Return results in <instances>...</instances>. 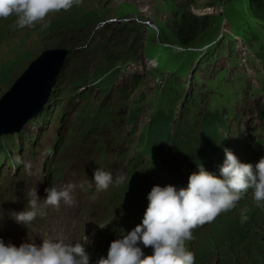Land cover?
Returning <instances> with one entry per match:
<instances>
[{"label":"rangeland","instance_id":"rangeland-1","mask_svg":"<svg viewBox=\"0 0 264 264\" xmlns=\"http://www.w3.org/2000/svg\"><path fill=\"white\" fill-rule=\"evenodd\" d=\"M249 5V0H82L68 11L50 13L44 22L22 28L19 34L0 41V88L3 95L8 92L45 52L68 53L55 83V98L61 97L65 88L72 89L69 81L77 83L73 101L79 103L82 116L71 125L78 115L71 100L65 127L71 125L75 132L66 135L52 159L51 152L46 154L52 178L63 179L64 152H70L81 168L97 160L111 163L118 151V135L125 148L117 157L123 162L127 178L138 173L139 188L149 182L151 188H187L194 169L183 164L186 157H191L192 162L187 164L196 172L202 164L208 172L216 168L210 173L222 178L225 138L230 145L232 142L231 152L232 148L246 152L254 139L264 136V59L260 61L257 56L259 48H264V24L250 14ZM185 11L211 18L195 43L187 47L170 38L174 19ZM42 23L49 26L42 28ZM161 32H168L171 46L155 40L154 34ZM115 70L118 72L114 77ZM108 74L103 83L101 79ZM158 108L171 128L164 130L160 120L154 121ZM247 108L252 112L251 123L245 135H238L236 131L244 126ZM174 122L179 124L178 133ZM181 125L187 127L183 130ZM213 132H217L218 139L215 150L200 141L203 133ZM220 146L223 151H219ZM175 147L183 152L178 157L173 152ZM159 150L163 151V159L155 160ZM199 155L211 156L214 162L207 165ZM168 162L175 166L168 168ZM120 193L121 189L114 190L95 207V216L105 214L107 222H113L117 211H122L121 222L129 223L134 216L126 203L116 200ZM14 201L7 212L19 203ZM260 208H264V202L257 207L253 195L249 196L245 214L252 220L250 228L255 230L253 244L241 250L242 246L232 241L231 250H219L227 236L215 234L201 243L206 236L205 231L201 232L189 250L195 254V264H264V215L252 217ZM243 210H235L232 217L240 221ZM85 226L96 241L111 230ZM215 241L220 245L215 246ZM92 245L95 248V243ZM143 251L147 256L153 254L149 248ZM237 252L241 253L238 258Z\"/></svg>","mask_w":264,"mask_h":264},{"label":"clouds","instance_id":"clouds-1","mask_svg":"<svg viewBox=\"0 0 264 264\" xmlns=\"http://www.w3.org/2000/svg\"><path fill=\"white\" fill-rule=\"evenodd\" d=\"M81 2L82 0H0V18L7 19L15 15L18 27H32L44 22L50 13L68 11ZM48 26V23H42V28ZM253 142L246 152L243 148L240 152L232 148L231 152V147L225 146L226 159L220 167L222 178L210 173L216 168H211L208 172L200 164L198 172L194 171L189 176L187 188L154 186L147 196L148 206L141 224L122 239H114L107 258L101 257L97 264H195V254L189 250L194 245L196 235L205 231L206 236L201 243L212 239L215 234L227 236L223 224L225 217L232 216L235 210L244 209L240 220L242 224L246 223L248 217L245 208L249 196L253 195L257 207L264 202V136H258ZM217 143L218 140H215V146ZM223 150L224 147L220 146L219 151ZM211 152L213 150L208 154ZM207 156L199 155L201 161L209 165V161L214 162V159ZM183 164L186 166L187 163ZM124 179L123 174L115 177V181L120 183ZM94 181L98 189L107 190L114 182V177L109 172L97 169ZM73 188V185L62 189L46 188L44 204L54 208H59L61 201L73 204ZM30 196L28 208L14 213L15 221L25 226L31 224L38 215L44 214L35 189ZM214 244L220 245L218 241ZM144 248L152 249L153 254L145 256ZM0 264H90V256L84 243L72 244L63 240L45 239L40 247L34 243H24L17 248L5 245L0 239Z\"/></svg>","mask_w":264,"mask_h":264},{"label":"trees","instance_id":"trees-1","mask_svg":"<svg viewBox=\"0 0 264 264\" xmlns=\"http://www.w3.org/2000/svg\"><path fill=\"white\" fill-rule=\"evenodd\" d=\"M249 3H250V5H249L250 14L252 16L256 17L254 19L258 23H260L261 25L264 24V0H249ZM249 12L247 13V15H248V17H251ZM210 21H211V18H209V17L199 18V17H196L195 15H192L190 12L185 11V12L181 13L179 17L174 19L172 26H171V29H170V38H171V40H174L175 44L181 45L183 47H187L189 45H192L195 43L196 36L198 34H200L201 32H203L207 28ZM39 30H40V27H39ZM33 32L34 33L36 32V28H33ZM154 38L156 41L160 42L161 44H169V45L172 44L171 42H169L170 38L168 36V32L167 33L161 32L159 34L156 33ZM252 38L256 41L258 40V39H256L257 37H255L254 35H252ZM249 40L251 41L252 39L250 38ZM257 56H258V59L260 61H262V59H264V48L263 47L259 48V53ZM37 64L41 65V63H39V62ZM117 72L118 71H115L114 76H116ZM101 77H99V79H101ZM108 77H109V74L104 77L105 79H101V81L107 80ZM263 77H264V75H263ZM14 85H16V84H14ZM13 89H15V87ZM13 89L11 90V93H12ZM2 95H3V90L0 88V97ZM13 97H15V96L12 95L9 98L7 96V99H9L8 101L12 102ZM3 100H4V98L0 101V104H2ZM0 107L2 108V106H0ZM6 108L7 107H5V109ZM1 111H2V109H1ZM154 117H155L154 121L160 120V123H162L164 130H165V127L169 128V126H170L169 122H168V120L164 119L166 117L160 108H158L156 110ZM171 119H172V116H171ZM173 124H174L173 128L175 127V129L177 130V133H178L179 132V129H178L179 124H176V122H174ZM170 128H171V126H170ZM181 128L183 129L182 125H181ZM215 135H216L215 132H213L212 134L203 133V136L200 139V141L203 140L205 142V144H207L213 150H215L216 149ZM197 143H199V141ZM173 152H174V154L177 153V155H176L177 157L180 156L179 153H183L182 151H178V147H175V150ZM156 154H157L156 157H159V156L161 157L163 155V151L159 150V151H157ZM170 166H173V165H170ZM262 215H264V208H260V210L256 209L255 213L253 214L252 217L254 219L257 217H261ZM251 223H252L251 219H248L246 223L242 224L241 220L238 221L237 219L233 218L232 216L225 217L223 220V224H224L225 232H227V238L225 240V244L220 245L218 247V249L222 250V248H227V250H231L232 245H233L232 241H237V243H239V245L242 246L241 250H242L243 246H248L250 244H253V241H254V239H253L254 233L253 232L255 230L253 228H250ZM236 249L239 250V248H236ZM242 253L244 255H246L244 252H242ZM236 256L238 258L239 256H241V253L237 252Z\"/></svg>","mask_w":264,"mask_h":264},{"label":"water","instance_id":"water-1","mask_svg":"<svg viewBox=\"0 0 264 264\" xmlns=\"http://www.w3.org/2000/svg\"><path fill=\"white\" fill-rule=\"evenodd\" d=\"M67 54L68 53L66 51L59 52L53 50V51L45 52L43 56L38 59L39 61L36 60V62H34L31 65V67L28 68L27 71L22 73L19 80L16 81L15 83L16 85L13 86V88L15 87V89L19 91V94L14 95L15 97H13L12 102H9L8 101L9 99L7 100V104L5 105V107H7V105L9 106L6 109L4 106L3 108L0 107V112H3L0 115V123L1 121L4 122L5 120L9 119V117H14L11 126H9L8 128L9 131H11L10 130L11 128H13V130L21 129V126L25 123L24 118L27 119L30 116L35 115L36 112L42 108L44 103L47 101L49 94L51 95L50 93L51 88H53V86L55 85V82L62 68V65L66 60ZM38 62L41 63V65H38L37 64ZM42 86L45 87L43 94L40 97V99L37 100V102L31 108L28 106L27 102L24 103V108L25 106H27L28 108L26 109L27 111L25 110L26 113L23 120L22 121L20 120V114L19 115L17 114V117L14 116L15 113L22 108V106L19 105V100H22V98H24L25 95L29 93V91L32 90L33 88H37V87L41 88ZM13 88H11L10 92L7 93V95H5L4 97H2L1 100L6 96H8V98L11 97L13 95V93H11V90ZM15 89H13V91ZM17 122H18V126H17ZM1 133L3 132H0V135Z\"/></svg>","mask_w":264,"mask_h":264},{"label":"bare ground","instance_id":"bare-ground-1","mask_svg":"<svg viewBox=\"0 0 264 264\" xmlns=\"http://www.w3.org/2000/svg\"><path fill=\"white\" fill-rule=\"evenodd\" d=\"M154 36H155V34H154ZM258 38V37H257ZM256 38V39H257ZM39 61V60H38ZM198 68H201V67H198ZM112 69V68H111ZM116 71V70H115ZM113 73H115V72H113ZM112 73V74H113ZM98 74H100V73H98ZM111 74V73H110ZM104 75V74H103ZM117 75V74H116ZM115 77V76H114ZM114 77H113V79H114ZM105 79V78H104ZM91 80V79H90ZM89 81V80H88ZM103 81H105V80H103ZM102 81V82H103ZM116 81V80H115ZM112 82V81H111ZM104 83V82H103ZM107 83V82H106ZM101 84V83H100ZM99 84V85H100ZM109 85V84H108ZM111 85V84H110ZM103 87V86H102ZM122 87H124V86H122ZM44 86H42L41 88L40 87H37V88H33L32 90H30L29 91V93H27L26 95H25V97L24 98H22V100H19V105H21L22 106V108L21 109H19V111H17L16 113H15V115L14 116H16L17 117V114L19 115L20 114V120L22 121L23 120V118L25 117V110L28 108L27 106H25V108H24V103H26L27 102V104H28V106L31 108L36 102H37V100H39L40 99V97L42 96V94H43V91H44ZM111 89V88H110ZM12 93H13V95H18L19 94V91H17L16 89L14 90V91H12ZM107 93V92H106ZM92 94H94V93H92ZM100 94V93H99ZM9 95V94H8ZM98 95V94H97ZM101 95H102V93H101ZM104 95H105V93H104ZM20 96V95H19ZM107 96V95H106ZM7 97V96H6ZM4 98V101L2 102V104H0V106H2V108H3V106L5 107V105L7 104V98ZM92 97V96H91ZM116 97V96H115ZM110 98V97H109ZM94 99V98H93ZM107 101V100H106ZM118 101V100H117ZM111 103V102H110ZM109 103V104H110ZM111 105V104H110ZM9 105H7V107H8ZM15 106V105H14ZM19 107V106H18ZM17 107V108H18ZM99 110V109H98ZM97 110V111H98ZM27 111V110H26ZM1 113H3V112H1ZM1 113H0V115H1ZM251 111H250V109L249 108H247V112L245 113V115H244V119H243V121H244V126H243V128H242V130H239V131H236V133L238 134V135H245L246 133H247V131H248V126H249V124L251 123V119H252V115H251ZM260 116H261V114H260ZM264 116V115H263ZM13 118L14 117H9V119H7V120H5L4 122H2L1 121V123H0V132H3V133H5V132H7V129L9 128V126H11V124H12V121H13ZM264 118V117H263ZM261 120V119H260ZM264 120V119H263ZM157 122V121H156ZM264 124V123H263ZM17 126H18V122H17ZM262 126V125H261ZM186 128L187 126H183V128ZM11 129H13V128H11ZM10 129V130H11ZM179 129V128H178ZM168 130V129H167ZM166 130V131H167ZM181 130V129H180ZM184 130V129H183ZM182 130V131H183ZM8 132H9V130H8ZM7 132V133H8ZM176 132H177V130H176ZM184 132V131H183ZM182 133V132H181ZM179 135V134H178ZM133 140V139H132ZM166 141V140H165ZM121 143V142H120ZM184 145V144H183ZM226 145L228 146V147H232V142H231V145H230V141L228 140V139H226ZM216 156V155H215ZM155 158V157H154ZM153 160V159H152ZM175 164V163H174ZM170 165H172V163H170V162H168L167 163V166H168V168L169 167H171ZM175 166V165H174ZM164 175H167V172H165V174ZM144 254H145V256H147V253L146 252H144Z\"/></svg>","mask_w":264,"mask_h":264}]
</instances>
